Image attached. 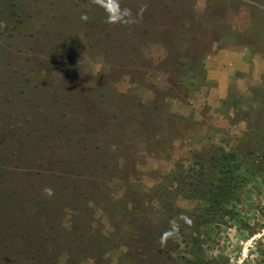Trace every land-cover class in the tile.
<instances>
[{
    "label": "rangeland",
    "instance_id": "rangeland-1",
    "mask_svg": "<svg viewBox=\"0 0 264 264\" xmlns=\"http://www.w3.org/2000/svg\"><path fill=\"white\" fill-rule=\"evenodd\" d=\"M120 4L0 0V264H264V173L186 237L175 181L264 147V0Z\"/></svg>",
    "mask_w": 264,
    "mask_h": 264
},
{
    "label": "trees",
    "instance_id": "trees-1",
    "mask_svg": "<svg viewBox=\"0 0 264 264\" xmlns=\"http://www.w3.org/2000/svg\"><path fill=\"white\" fill-rule=\"evenodd\" d=\"M262 139L264 140V137ZM263 173L264 147L259 146L258 143L251 145L245 151L234 148L196 153L192 165L181 168L175 175L179 193L197 201L194 214L188 216L189 224L183 223L179 226L178 234L186 237L187 232L184 229L200 232L201 228L210 226L220 217L224 206L237 189ZM189 236L193 246L186 252L190 253L191 257L180 255V258L184 259L186 264H206L199 238ZM159 249L152 251V254L154 256L159 254Z\"/></svg>",
    "mask_w": 264,
    "mask_h": 264
},
{
    "label": "clouds",
    "instance_id": "clouds-1",
    "mask_svg": "<svg viewBox=\"0 0 264 264\" xmlns=\"http://www.w3.org/2000/svg\"><path fill=\"white\" fill-rule=\"evenodd\" d=\"M91 3L103 9L106 14V23L109 25L122 24L127 26L136 23L131 9L122 8L120 0H91ZM146 7V5L143 6L145 9ZM81 20L87 21V14H82ZM45 192L49 196L53 195L51 188H46Z\"/></svg>",
    "mask_w": 264,
    "mask_h": 264
}]
</instances>
